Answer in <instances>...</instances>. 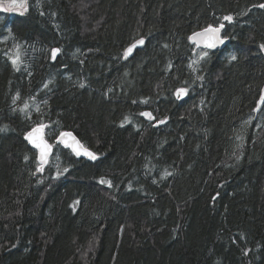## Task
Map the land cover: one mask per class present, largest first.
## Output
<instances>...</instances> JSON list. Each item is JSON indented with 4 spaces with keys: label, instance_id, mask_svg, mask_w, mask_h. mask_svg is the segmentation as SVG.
<instances>
[{
    "label": "trees",
    "instance_id": "16d2710c",
    "mask_svg": "<svg viewBox=\"0 0 264 264\" xmlns=\"http://www.w3.org/2000/svg\"><path fill=\"white\" fill-rule=\"evenodd\" d=\"M21 1L0 10V264H264V0ZM220 24L225 48L189 42Z\"/></svg>",
    "mask_w": 264,
    "mask_h": 264
},
{
    "label": "snow or ice",
    "instance_id": "6c2138e0",
    "mask_svg": "<svg viewBox=\"0 0 264 264\" xmlns=\"http://www.w3.org/2000/svg\"><path fill=\"white\" fill-rule=\"evenodd\" d=\"M258 7L264 8V4H260V5H258ZM223 19L225 21H231L233 18L231 16H225ZM223 27H224L223 24H220L219 27H215V28L210 25L208 28L204 29L203 32L194 33V36L204 38V43H205L206 47H209V48L215 47V44L217 42H222L219 34H220V31ZM142 44H144L143 39L137 40L135 44L131 45L128 49L125 50V53H124L125 57H127L137 45H142ZM261 47L264 48V45H261ZM58 51H59L58 49H53V51H52L53 57H55V55ZM206 55H207V53H203L202 57L206 56ZM232 59H236V57H232ZM18 60H19V55L17 54L16 57L12 59V63L14 66L17 64ZM81 86H83V85H81ZM185 91L186 90H184V89H179L178 95L185 92ZM258 103H264V94L261 95L260 101ZM141 115L148 116L150 119L152 118L150 113H141ZM163 122L164 121H160V123H163ZM43 127L44 126L41 125L40 128L33 129V131L31 133H28L26 136V138L29 139V141L31 143H33L36 148L40 149L41 165L44 163H47V156H48L49 152L51 151V145H48L46 142H44L42 138L39 140V142H37V139L34 138L35 134L40 133L42 131ZM60 135H61V137H66V136H71L72 134L62 132ZM72 139L75 141V137H72ZM61 142H64V141H61ZM76 144L79 145V141H76ZM66 146L72 147V145H66ZM80 147H82V145ZM73 151L75 152L76 155H81V151L78 148L73 147ZM84 154L89 156V158H91L93 160L96 159L95 154L89 152L87 149H84ZM37 170L42 171L43 169H42V167H38ZM65 171H66V169H65ZM100 182L101 183H107L109 186H111L110 181H105L102 179Z\"/></svg>",
    "mask_w": 264,
    "mask_h": 264
},
{
    "label": "water",
    "instance_id": "95a60500",
    "mask_svg": "<svg viewBox=\"0 0 264 264\" xmlns=\"http://www.w3.org/2000/svg\"><path fill=\"white\" fill-rule=\"evenodd\" d=\"M223 30H224V27L221 29L220 34H219L222 42H217L215 44V47H211V48L206 47L205 43H204V38L195 37L194 34H192L189 37V42L192 45H194L196 48H199V49H202V50L216 51L217 49H223L229 44V40L226 39V38H223V36H222ZM200 32H203V30L199 31V32H196V33H200ZM136 41L133 42L131 45L135 44ZM131 45H129L126 49H128ZM144 46H145V40H144V44L137 45L127 57H125V55H123V60L122 61L126 62L129 59H131L135 55L136 51L142 49ZM124 53H125V51H124ZM263 57H264V50H263ZM262 94H264V86H263V88L261 90L260 97H261ZM260 97H259V99L257 101V106H256V109L254 111V119L255 120H256L257 116L259 115V113L264 108V103H258L260 101ZM40 127L41 126H37V127L33 128V129H37V128H40ZM33 129L31 131H29L28 133H31L33 131ZM64 133H71L72 135L71 136H66V137H61V135H59L57 140H56V143L59 144L60 146H62L63 148H68L73 153V155H75L77 158H84V159H87V160L90 159L89 156L84 154V149H87V148H85L83 146V144L80 142V140L77 138V136L74 133H72V132H64ZM27 134H26V136H27ZM26 136H25V139H26L27 143L29 144V146L31 148H33L37 152V161H38L40 167H42V169H43L47 165V163H48V161H49V159H50V157L52 155V147H51V151L49 152V154L47 156V163H44V164L41 165V162H40V149L36 148L34 146V144L31 143L29 141V139L26 138ZM72 137H75V141L72 139ZM34 138L37 139V142H39V140L42 138L44 142H46L48 145H50L49 142L45 139V129H44V127L42 128V131L40 133H36L35 134ZM61 141H64V142H61ZM76 141H79V145L76 144ZM66 145H72V147H68ZM81 145H82V147H80ZM73 147L78 148L81 151V155H76L75 152L73 151ZM87 150L89 152H91L89 149H87Z\"/></svg>",
    "mask_w": 264,
    "mask_h": 264
},
{
    "label": "rangeland",
    "instance_id": "374dc122",
    "mask_svg": "<svg viewBox=\"0 0 264 264\" xmlns=\"http://www.w3.org/2000/svg\"><path fill=\"white\" fill-rule=\"evenodd\" d=\"M0 10L22 13L25 10V3L21 0L0 3Z\"/></svg>",
    "mask_w": 264,
    "mask_h": 264
},
{
    "label": "bare ground",
    "instance_id": "6f19581e",
    "mask_svg": "<svg viewBox=\"0 0 264 264\" xmlns=\"http://www.w3.org/2000/svg\"><path fill=\"white\" fill-rule=\"evenodd\" d=\"M257 120V119H256ZM81 142V141H80ZM84 145V144H83Z\"/></svg>",
    "mask_w": 264,
    "mask_h": 264
}]
</instances>
